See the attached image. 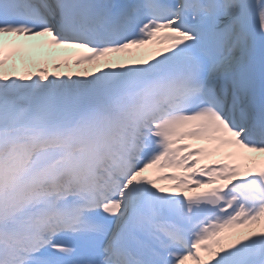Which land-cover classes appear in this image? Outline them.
Wrapping results in <instances>:
<instances>
[{
  "label": "snow or ice",
  "instance_id": "snow-or-ice-1",
  "mask_svg": "<svg viewBox=\"0 0 264 264\" xmlns=\"http://www.w3.org/2000/svg\"><path fill=\"white\" fill-rule=\"evenodd\" d=\"M0 264H264V0H0Z\"/></svg>",
  "mask_w": 264,
  "mask_h": 264
},
{
  "label": "rangeland",
  "instance_id": "rangeland-1",
  "mask_svg": "<svg viewBox=\"0 0 264 264\" xmlns=\"http://www.w3.org/2000/svg\"><path fill=\"white\" fill-rule=\"evenodd\" d=\"M78 69H75V68H72V69H67V72H74V73H76V72H79V73H84V72H92V73H97V70H99V68H97V67H95V68H89V69H84V70H78ZM9 71L11 72V68H9ZM60 71V70H59ZM61 72V71H60ZM62 73V72H61ZM13 74H15V72L13 73ZM98 74V73H97Z\"/></svg>",
  "mask_w": 264,
  "mask_h": 264
},
{
  "label": "bare ground",
  "instance_id": "bare-ground-1",
  "mask_svg": "<svg viewBox=\"0 0 264 264\" xmlns=\"http://www.w3.org/2000/svg\"><path fill=\"white\" fill-rule=\"evenodd\" d=\"M133 62H135V61H133ZM86 68V67H85ZM88 68V67H87ZM79 69H81V68H79Z\"/></svg>",
  "mask_w": 264,
  "mask_h": 264
}]
</instances>
